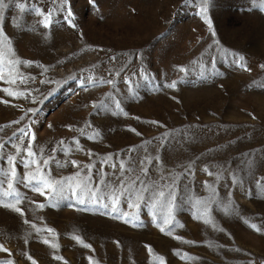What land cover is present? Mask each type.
Returning <instances> with one entry per match:
<instances>
[{
	"label": "rangeland",
	"instance_id": "1",
	"mask_svg": "<svg viewBox=\"0 0 264 264\" xmlns=\"http://www.w3.org/2000/svg\"><path fill=\"white\" fill-rule=\"evenodd\" d=\"M21 2L23 12L16 6ZM5 3L0 28L14 57L31 63L10 68L13 57L5 58L0 167L11 170L7 157L14 156L19 176L34 169L21 162L27 159L28 137L19 129L27 128L37 157L43 149L44 158H54L44 169L52 178L83 169L81 175H90L92 186L102 190L135 181L136 189L156 185L167 192L165 185L175 177L176 197L171 232L165 234L151 203L129 208L122 197L119 208L128 215L120 218L100 204H77L70 191L52 200L17 183L22 200L15 206L22 214L0 204V245L8 250L0 251V261L160 264L163 258V264H264L261 0H208L205 14L199 0H68L75 26L56 11L48 28L31 9L47 12L55 7L51 0ZM237 56L250 70L233 62ZM89 77L113 83H89ZM172 82L175 88L167 86ZM109 156L111 161L102 163ZM85 165H93L90 172ZM143 195L148 200L149 193ZM198 200L209 202L207 211Z\"/></svg>",
	"mask_w": 264,
	"mask_h": 264
},
{
	"label": "snow or ice",
	"instance_id": "2",
	"mask_svg": "<svg viewBox=\"0 0 264 264\" xmlns=\"http://www.w3.org/2000/svg\"><path fill=\"white\" fill-rule=\"evenodd\" d=\"M11 2L15 3V0H11ZM199 2L203 5L201 8V14H205L207 12V4L208 0H199ZM51 3L55 6L48 10L47 12L43 11L39 8H32L31 11L36 13L37 15L42 17V20L40 23L45 28H48L51 26L52 20L51 17L54 12L56 11H62L64 13V20L66 23H68L70 26H75L72 23L71 17L72 12L70 9L66 8L65 5H67L68 0H51ZM253 3H256V0H253ZM16 6L20 9L21 12L26 10L25 3L21 2L16 4ZM260 8L264 10V0H261ZM7 7V4L5 3V0H0V19H2L3 9ZM209 29H211L212 25L210 21H207ZM236 55V54H233ZM6 57H13L12 59H9L7 61L8 66L10 68H15L19 64H30V61H21L14 57V52L11 48V42L4 33L3 29L0 28V80L5 79L3 76V70L5 67V58ZM114 59V58H113ZM244 57L243 56H237L236 59L233 61L234 63H238L241 67H244L245 70L247 69L246 65H244L243 62ZM262 69H264V65L260 66ZM179 71L186 72L187 69L180 67ZM17 76L20 77V79L23 82V77L21 74L17 73ZM15 78L11 80V83H15ZM89 83H108L112 84V80L107 81H95L92 77L88 78ZM170 88L176 87V82H172L167 85ZM3 91L9 95L12 96L14 93L9 91V89L5 88ZM19 95H24V93H19ZM113 103L115 104V108L121 112H123V109L120 106V102L118 100H114ZM100 107H103V102L99 105ZM126 115V113H125ZM23 119V117H21ZM13 123H19V121H14ZM151 123H158L156 121H151ZM131 131L135 132V129H130ZM21 137H28V145L26 148L23 149L24 155L27 158L26 162L22 160L21 162L24 163V166L26 169H34L30 170L25 176H19L15 171L14 166V160L16 157L14 156H8L7 162L9 165H12L11 170L6 171L3 167H0V204H6L7 206L13 207L16 212H20L22 214V210L19 207H16L15 205L19 204L22 200V196L19 193L18 190L14 187L17 183H24L27 186H31V190L38 192L42 196H46V198H50L52 200L64 199L65 193L70 191L72 197L75 198V202L77 204H100L104 208H110L112 213H114L117 217L124 218L127 217V213H124L120 211L119 205L121 203V198L123 197L124 200L128 203V207H139L141 203H151V207L154 209H158L157 212H153V217L158 218L160 223L157 224L158 227H160L161 232H165V234H169L171 232V222L169 220V217L174 209V202H175V177H173V184L172 185H165L166 188H168V191L165 192L163 190H156V185H143L140 189H136L134 187L135 181L125 186L123 182H121V186L119 188L113 189L111 185H105L104 189L102 190L99 186L93 187L92 186V177L90 175L84 174L81 175V171L76 172L71 177H64L61 179H55L50 176V174L44 169L49 165L50 161L54 159L53 157L49 156L47 158H44L42 153L43 149H40V157H37V152L33 151L32 149V143L35 139L34 135L30 136V130L27 128H20L19 129ZM15 136V133L13 134ZM95 135H99V133H95ZM139 135V133H137ZM11 140V138H10ZM65 142L60 141V145L63 146ZM4 147V144L0 143V151H2ZM55 150V149H54ZM133 149H130L129 151H132ZM21 151V146H17V153ZM91 155V154H90ZM0 159H4V157L0 156ZM112 157H106L105 161L102 163H107L111 161ZM149 161L151 158H147ZM72 165L74 167H80L76 161H71ZM143 163V161H141ZM191 165H189L190 167ZM85 168H88L89 172L91 171L93 165H85ZM113 168L116 167L115 164L112 165ZM125 168V165L123 162L120 163V169L123 171ZM143 171L146 173L147 169H143ZM207 171V169H206ZM101 176H103V172L100 173ZM209 175H213L212 172H208ZM219 178V177H217ZM139 179V178H137ZM233 182H238V178L233 177ZM98 183H103V180L99 181ZM5 184L7 185V189H5ZM47 190V191H46ZM149 193L148 200H145L144 193ZM213 195H215V192L213 191ZM105 196L108 197V203H103ZM10 198V199H9ZM134 198V199H133ZM207 201H197V204L201 206L205 211H207L208 208ZM37 207H44L43 204H38ZM199 211V210H198ZM135 215V214H133ZM197 218H199V215H197ZM132 219V217H129L125 219V222H129V220ZM209 221H205V223H208ZM25 223H28V221H25ZM161 225H169V227L166 229L165 227ZM33 227H35L33 225ZM254 229H256L255 225H252ZM259 230V229H256ZM39 231V230H38ZM49 232H53L54 230L48 229ZM74 239H76L78 242H81V238L79 236H74ZM176 239H181L180 237H176ZM44 243H49L48 240L43 241ZM118 243V242H117ZM84 247H90V245L84 244ZM51 247L57 248V244H51ZM148 247V250L151 254L152 249L150 246ZM0 251H8L7 249H4L2 245H0ZM57 259H62L61 257H56ZM28 259H32L31 257H28ZM160 261V264H163V258H158ZM89 260L91 262V257H89ZM0 264H14L13 261H0ZM33 264H35V261H33Z\"/></svg>",
	"mask_w": 264,
	"mask_h": 264
}]
</instances>
